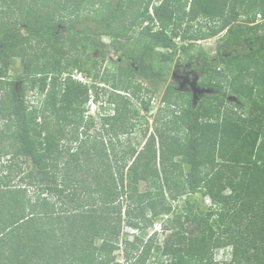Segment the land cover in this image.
Returning <instances> with one entry per match:
<instances>
[{"label":"trees","instance_id":"1","mask_svg":"<svg viewBox=\"0 0 264 264\" xmlns=\"http://www.w3.org/2000/svg\"><path fill=\"white\" fill-rule=\"evenodd\" d=\"M97 1L0 0V264H111L123 204L125 213L137 219L133 225L140 227L147 208L152 217L169 211L166 190L202 193L216 205L205 218L195 213L194 200L186 201L177 222L182 228L186 223L194 227L169 236L163 251L170 264H217L213 250L226 243L237 252L239 247L245 258L227 264H264V131L252 119L223 111L224 85L219 80L209 83L219 94L195 108L191 93L169 86L162 97L167 119H160L164 110L156 114L155 132L143 148L121 139L135 126L133 99L144 108L150 104L144 98L150 90L138 78L162 76L168 50L176 48L167 28L179 29L185 18L218 21L192 40L217 37L226 29L223 44L256 46L219 56L218 62L208 61L202 49L197 55L203 58V71L213 66L219 76L218 64L236 70L225 78L227 87L252 99L264 119V35L256 38L264 28V0H160L156 5L142 0L144 10L132 25L147 24L135 47L119 39L134 0H107L94 25L80 22L79 15ZM257 15L262 21L257 22ZM242 16L253 24L252 30L228 24L229 17ZM104 35L121 59L113 72L100 78L112 88V109L102 118L108 138H99L90 133L94 118L85 108L91 87L74 78L73 71L89 75L88 49L99 47ZM190 46L181 45L180 51L187 53ZM17 57L22 66L11 77ZM35 88L42 99L30 108L26 96ZM177 105L178 112L172 109ZM181 131H186L183 139ZM23 158L32 166L26 176ZM226 189L230 194L222 196ZM230 215L243 222L227 223ZM152 250L148 240L123 242L126 264H147Z\"/></svg>","mask_w":264,"mask_h":264},{"label":"rangeland","instance_id":"2","mask_svg":"<svg viewBox=\"0 0 264 264\" xmlns=\"http://www.w3.org/2000/svg\"><path fill=\"white\" fill-rule=\"evenodd\" d=\"M142 0H134L133 4L129 8L127 15L124 19L125 27L122 29L125 30V33L119 37L122 42L129 41V44L132 47L136 46V41L139 35L140 30L143 26H146L147 22H142L141 24L132 25V21L137 19L139 15L144 10V5L141 2ZM107 0H98L95 5L87 6L83 13L79 15V21L82 23L90 22L93 25L95 24V19L101 17L105 10ZM160 0H153L151 5L159 4ZM149 13L153 16L154 10L150 6ZM88 16V17H87ZM229 25H245L249 27V30L252 23L246 21V17H229ZM262 21L257 15V22ZM221 23V22H220ZM218 24L216 20H210L206 18H200L195 21H189L188 18L184 19L183 25L179 29H174L173 25L168 26L167 34L172 36L176 48L168 50L170 54V59L167 60V65L165 66L162 76L156 77L151 80L139 77L138 80L150 90L148 94H144L146 100L150 99V104L148 108H144V105L141 101L133 99L134 104L133 108L135 110V126L131 134L124 135L121 139L126 141V144L134 145L138 150L142 149L148 136L151 133L155 132V116L160 110H164L160 113V119L164 122L167 119L165 110V104L163 103L162 97L167 91L169 86H172L174 90L180 91L188 95L192 94V107H197L201 101H206L211 98L213 95L219 94L215 87L209 85L210 82L214 83L219 80L223 85L224 94H220L224 98V107L223 111L227 113H236L242 117L252 119L256 126L261 128L264 131V119H260V114L258 110H255L252 106V99L245 97L241 94L233 92L232 89L227 87V82L225 78L232 77V74L236 70L230 71L228 67H225V64H218L217 71L220 72L218 76L217 73L213 70V66H209V70L203 71L202 63L203 58L199 57L198 50L202 49L208 55V61L218 62L219 56L229 57L235 54H242L245 51H251L256 46L246 45V44H236L233 46L225 45L222 42L221 36L224 34L225 30L221 31L217 37L208 38V39H198L192 40L191 38H196L199 33L207 32L211 26ZM150 25L153 26L154 30L159 29V26L155 22H150ZM76 26H80L77 23ZM22 32H25V28L20 25L19 27ZM264 35V28L258 30L256 38L259 39ZM188 44H193L188 49V52L185 53L180 51V46ZM260 45V43L258 44ZM264 47V43L262 44ZM103 51L104 54H101L99 51ZM165 51L164 49H161ZM90 60L88 62V68L90 69L89 75L85 76L84 73L78 72L77 70L73 71V77L86 83L91 87V95L89 101L85 104L87 110L86 114L94 118V125L90 129L92 135H97L99 138H108L103 127L102 118L111 112V107L108 104V95L112 88L102 81L100 78L104 73H111L119 65L121 56L120 51L115 49L112 46L111 38L104 35L101 38L99 47H92L88 49ZM255 58H260L259 52L254 51L253 53ZM22 63L20 58H15V64L12 65L10 69L11 77L16 75V72L20 71ZM21 83H17V88L19 89ZM34 90H29L27 92L26 100L30 106L33 108L41 102V97ZM179 104H182L180 101ZM181 105L172 107V109L177 112L180 110ZM170 116V115H169ZM186 134V131H181L179 138L183 139ZM121 150L120 146H117ZM120 147V148H119ZM178 157L177 159H179ZM5 159V158H4ZM180 160V159H179ZM22 164L23 173L22 176H26L32 168L30 162L26 159H20ZM185 168L186 165H184ZM160 168V164H158ZM131 178L130 171H126V179L129 181ZM38 181L35 185L38 187ZM36 192H41V188H36ZM140 190L144 191L146 189V184L144 181L139 183ZM30 190L33 192V183L31 184ZM45 192L44 194H47ZM172 194V195H171ZM230 194L229 189H226L221 195ZM165 206L169 207V211L162 212L156 217H152V212L150 209H146V216L140 222V232L138 234H133L131 229L135 227L132 222L137 221L125 213L127 211L126 202L123 204L122 209V223L119 236L116 238L113 244V254L111 259V264H120V260L123 256V242L128 241H143L147 240L152 244L153 250L147 261V264H170V256L165 254L163 249L165 243L168 241L169 236H172L174 232L185 231L193 228L194 224L186 223L184 228L180 226L177 222L179 216L186 211V201L194 200L195 213L202 214L205 218L208 217L209 211L213 208H216V205L212 203L211 198L208 195H203L202 193H180L166 190L165 192ZM133 206V205H132ZM126 209V210H125ZM184 218L182 217V220ZM227 223L233 220H238L243 222V220L234 218L233 215L227 217ZM187 227V229H186ZM175 239V237H174ZM100 243V240L97 241ZM235 251L234 245L230 243L223 244L213 250L214 261L217 264H227L231 261H244L243 255H240L241 251ZM126 259V257L124 256ZM127 261V259H126ZM248 264V263H245Z\"/></svg>","mask_w":264,"mask_h":264},{"label":"built area","instance_id":"3","mask_svg":"<svg viewBox=\"0 0 264 264\" xmlns=\"http://www.w3.org/2000/svg\"><path fill=\"white\" fill-rule=\"evenodd\" d=\"M258 16H259V19H262L260 15H258ZM131 232H132L133 234H138V233L140 232V228H138V227H133V228L131 229ZM122 252H123V249H122ZM126 263H128V262H127L126 259L124 258V252H123V256H122V259L120 260V264H126Z\"/></svg>","mask_w":264,"mask_h":264}]
</instances>
